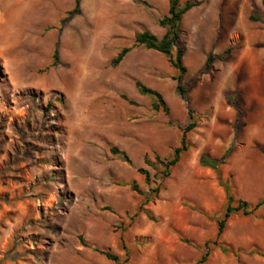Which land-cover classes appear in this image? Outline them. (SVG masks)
Segmentation results:
<instances>
[{"label":"rangeland","instance_id":"374dc122","mask_svg":"<svg viewBox=\"0 0 264 264\" xmlns=\"http://www.w3.org/2000/svg\"><path fill=\"white\" fill-rule=\"evenodd\" d=\"M192 1L178 24L182 98L167 58L134 41L143 30L164 33L168 0H79L68 18L74 0H0V22H9L0 26V264H194L225 205L198 159L221 156L234 134L219 177L236 199L264 198V0ZM228 47L201 72L209 52ZM135 81L158 90L168 113L153 110ZM189 111L188 150L162 177L155 154H171ZM218 240L239 257L210 243L205 264H264L247 253L264 252V205L232 214Z\"/></svg>","mask_w":264,"mask_h":264},{"label":"trees","instance_id":"16d2710c","mask_svg":"<svg viewBox=\"0 0 264 264\" xmlns=\"http://www.w3.org/2000/svg\"><path fill=\"white\" fill-rule=\"evenodd\" d=\"M178 4H179V0H168L167 13L158 20V24L165 28L164 33L160 37L156 36L155 34L147 30H143L140 32H136L134 34V41L136 45H142L146 49L155 50L163 54L167 58V61L169 62V64L177 70V74H175L173 78L177 82L176 86H177V89L181 97L184 98V94L188 90V87L182 85L180 82L182 75L186 72V67L182 62L183 48L179 45V42H178L179 36H180L178 24H179L182 14L185 13L190 8H192L194 5H196L197 2L192 1V0H187L185 1L183 7L181 8L178 7ZM78 8H79V0H74V5L70 10L67 11V15L65 18H68L69 15L77 12ZM252 18L258 19V20L263 19L258 16H252ZM129 50H130V47H127V46L122 47L121 50L116 54V56L111 60V64L114 66L117 65ZM230 51H231V47L226 48L223 52L218 53V54L209 52L206 57V60H205V63H204V66L201 72L207 73L211 71L213 60L214 59H220V60L225 59L230 53ZM53 57H54V60L57 57L56 48L53 51ZM135 87L139 94L151 96V99H152L151 107L153 110H161L165 114L168 113L169 108L167 106V103L165 102L162 94L158 90L148 87L144 85L143 83H141L140 81H135ZM227 95L229 96L230 93H228ZM231 104L234 107L236 106L235 103L233 102ZM237 114H241V110L239 108H237ZM189 115L191 119L185 126L180 128L181 133L179 137V143L173 148L171 154L168 155L164 159H161L159 155L155 154V159L162 164V168L160 170L162 177H167L170 175L171 168L178 163L181 155L188 150L189 141L187 139L186 134L188 131H190L195 126L194 116L191 111H189ZM235 135L236 134H234L232 142L226 148V150L221 156L212 157L208 154L203 153L199 156V159H198V162L201 166L208 167L215 172L218 182L223 187V190L225 193V205L223 208L222 216L217 219V232H216L215 238L213 240H208L204 243V250L198 256L194 264H205L213 248L212 246L209 245L210 243H213L214 246H217L223 253L232 254L238 258L239 252H240L239 250H234L232 247L225 245L223 243H220L218 240L219 236L221 235L223 231L225 223L232 214L240 212L244 216H249V215L256 213V211L264 205V198L258 200L253 205H249V203L246 200L236 199L231 192V187L228 181L229 179L226 178L222 180L219 177L220 166L226 161L227 157L234 149ZM111 152L118 153L123 161L130 162L128 155L124 151L118 150L116 147H112ZM137 171L141 173L145 181L148 182L149 180L148 171L142 167H139ZM130 187L135 192L142 193L141 189L138 187L135 181H132L130 183ZM158 191H159L158 187L154 188V190L152 191L155 197L157 196ZM150 197H151L150 194H148L145 200L141 201L138 204L137 206L138 211L139 209L142 208V205L145 202L150 200ZM105 208L109 209L108 207H105ZM135 214L136 213H134V215ZM146 214L149 219L154 220L153 216L150 214L149 211H146ZM122 247L124 249L126 248L125 245H122ZM94 249L102 253L103 255H105L106 258L112 259L117 262V256L110 253L109 251L100 250L97 248H94ZM247 253L257 254L258 256H261L264 258V252L257 250V249H251ZM118 264H122V263L119 261Z\"/></svg>","mask_w":264,"mask_h":264},{"label":"bare ground","instance_id":"6f19581e","mask_svg":"<svg viewBox=\"0 0 264 264\" xmlns=\"http://www.w3.org/2000/svg\"><path fill=\"white\" fill-rule=\"evenodd\" d=\"M10 7V6H9ZM8 9V8H7ZM6 11V10H5ZM10 11V10H9ZM8 11V12H9ZM11 12V11H10ZM9 14H7V16H8ZM3 19V18H2ZM0 26H9V22H0Z\"/></svg>","mask_w":264,"mask_h":264}]
</instances>
